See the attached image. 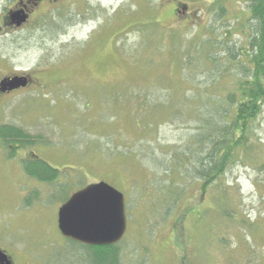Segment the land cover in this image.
Returning a JSON list of instances; mask_svg holds the SVG:
<instances>
[{
    "label": "rangeland",
    "instance_id": "obj_1",
    "mask_svg": "<svg viewBox=\"0 0 264 264\" xmlns=\"http://www.w3.org/2000/svg\"><path fill=\"white\" fill-rule=\"evenodd\" d=\"M182 1L176 13L177 0H49L27 5V21L13 28L4 27L1 17L17 10L20 0H0V78L21 71L36 78L23 90L0 93V124L47 138L49 145L33 149L62 177L78 182L71 190L103 180L123 193V264H264V107L253 124L250 152L233 159L204 191L191 178L176 183L177 201L168 214L158 210L171 202L159 206L152 183L129 179L122 168L127 159L112 160L91 149L83 154L94 141L104 151H118V141L144 152L134 144L140 135L131 123L138 101L130 93L139 91L140 102L149 101L147 110L156 105L139 114L157 121L156 133L148 137L156 146L150 149L158 158L171 151L190 172L199 168L192 142L205 131L208 113L178 72H195L187 78L197 85L208 82V72H235L226 60L207 64L202 58L210 48L226 54L227 44L214 47L210 38L237 21L231 15L218 20L213 0ZM230 3L238 18L246 16L245 2ZM156 24L146 52L139 27L148 32ZM229 38V45L242 43L239 33ZM173 49L189 58L185 69L169 54ZM123 95L125 102L111 109L112 99ZM160 101L172 103L170 113ZM4 145L0 142V247L18 264H88L84 250L57 228L60 201L48 199L49 186L24 173V150L9 155ZM33 188L39 199L30 197Z\"/></svg>",
    "mask_w": 264,
    "mask_h": 264
},
{
    "label": "trees",
    "instance_id": "obj_2",
    "mask_svg": "<svg viewBox=\"0 0 264 264\" xmlns=\"http://www.w3.org/2000/svg\"><path fill=\"white\" fill-rule=\"evenodd\" d=\"M230 1L213 0L211 4V9L216 13L215 16L218 20H223L231 15V19L237 21L236 26L232 24L225 32H221V38L217 33H215L216 38H210L214 41V47H218L219 44H227L223 49L226 54H222L220 49L216 52V48L214 51L210 48L205 54L206 57L204 56L202 59H205L207 64L223 63L226 60L234 65L235 72H208V82L199 85L193 84L187 78V75H195V72H178L182 82L190 84L193 94L200 100L199 109H206L208 113V116H204L202 125L206 127L205 131L201 133V137L195 138L192 142L193 149L194 146H198L195 151H198L196 154L198 155L199 168L190 172L186 166H182L181 162L184 160L178 157V162L174 153H170L171 151L168 155L158 158L157 152L150 149L153 145L156 146L152 140H148V137L156 133L157 121L148 115L146 117L139 115L141 111L147 110L149 105V101H147L148 105L145 104V100L140 102L139 91L130 93L138 101L135 103L136 113L131 123L140 135L134 144L143 147L144 152L133 150L134 145H123L118 141H113L117 148L119 147L117 152L112 148L109 151L101 150L102 146H98L96 141L86 146L83 151V154L89 149L92 150V153L97 152L101 155L106 153L105 155L110 156L112 160L120 157L127 159L128 164L122 168H125L129 179L138 178L142 182L152 183L158 193V202L156 198L155 202L159 206L167 201L171 202L163 210L159 207L158 211L162 214H168L170 205L177 201L174 190L176 183H185L187 178H191L200 181V188L204 191L206 187L223 176L228 164L233 159L241 157L240 155H247L251 147L254 146L253 140L256 134L253 124L262 114L264 107V0H242L246 3V7L241 9V14L243 12L247 14L241 18H238L236 12L232 10L233 4ZM25 2L27 5L32 4L31 0ZM175 6L176 13H179V8L184 7V3L182 0H177ZM146 19L144 22L147 21ZM144 22L142 23L144 24ZM155 26L150 28L149 33L144 31L146 29L144 25L139 27L143 36L142 41L146 44V52L148 51V41L152 39V32L155 34L154 29L159 27L157 24ZM232 31L239 33V36L242 37V43L238 46L228 44L231 41L229 37ZM177 50L173 49L169 51V54L177 57L178 60L181 59V69L183 70L185 69L184 65L190 63V60L182 58L180 51ZM149 61H147L148 65ZM156 65L157 63H155V68ZM156 82L158 81H154V83ZM166 90L170 93L173 92L168 86H166ZM124 100V95L112 99L111 109H115L114 104L123 103ZM159 105L165 107L169 113L173 107L169 101H160ZM153 110H156V105L149 106L147 111ZM193 110L196 112V109L193 108ZM0 142L9 148V155H15L19 149L24 150L21 154L23 157H20L24 173L41 184L49 186L48 199L54 198L63 203L73 192L71 185L78 182L68 181L62 177L60 170L45 162L33 149L39 148L38 145L50 144V141L42 134H32L18 125L3 123L0 124ZM94 143L95 145H93ZM203 143H205V147H203ZM120 148L121 150H119ZM156 148L158 149V147ZM156 165L159 167L157 170ZM151 174L153 176L150 177ZM29 194H32L30 197L39 199L37 188H33ZM25 203L28 204L29 201L25 199ZM67 240L84 250L83 252L89 260L88 264H123L122 241L110 245L89 246L71 239ZM3 250L5 251L4 248Z\"/></svg>",
    "mask_w": 264,
    "mask_h": 264
},
{
    "label": "water",
    "instance_id": "obj_3",
    "mask_svg": "<svg viewBox=\"0 0 264 264\" xmlns=\"http://www.w3.org/2000/svg\"><path fill=\"white\" fill-rule=\"evenodd\" d=\"M11 24L20 26L26 21L23 10L8 14ZM27 85L26 77H5L0 81V93ZM57 227L67 239L89 246L118 243L126 231L125 200L122 192L100 180L72 192L57 211ZM0 264H11L0 249Z\"/></svg>",
    "mask_w": 264,
    "mask_h": 264
},
{
    "label": "flooded vegetation",
    "instance_id": "obj_4",
    "mask_svg": "<svg viewBox=\"0 0 264 264\" xmlns=\"http://www.w3.org/2000/svg\"><path fill=\"white\" fill-rule=\"evenodd\" d=\"M49 0H31V2H32V4L33 5H40V4H43V3H45V2H48ZM31 5V4H30ZM29 5V6H30ZM20 6V7H19ZM26 8H27V4H26V2H25V0H20V2H18L17 3V5L15 6V9H21V10H23V12L27 15V19H28V11L26 12ZM14 11H16V10H12V11H7L2 17H1V21H2V25L4 26V27H6V26H8V25H10V21H9V19H8V14L10 13V12H14ZM27 19H26V21H27ZM11 27H13V28H17L15 25H10ZM8 72H14L13 70H10V71H8ZM15 75H17V76H24V77H26V80H27V85L25 86V87H20V88H18V89H15V90H12V91H9V92H3L2 94H7V95H10V94H12V93H15V92H18V91H20V90H23L24 88H27V87H29L35 80H36V78L34 79L33 77H32V75L29 73V72H20V73H12V74H8V75H6V76H3V77H1L0 78V81H1V79H3V78H5V77H13V76H15ZM1 250H3V248H1ZM4 251V250H3ZM5 253H6V255L8 256V258L10 259V261H11V264H18V263H16V261H15V259H14V255L12 254V253H10V252H8V251H4Z\"/></svg>",
    "mask_w": 264,
    "mask_h": 264
}]
</instances>
